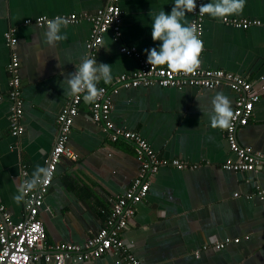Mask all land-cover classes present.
Returning <instances> with one entry per match:
<instances>
[{"label":"crops","instance_id":"1","mask_svg":"<svg viewBox=\"0 0 264 264\" xmlns=\"http://www.w3.org/2000/svg\"><path fill=\"white\" fill-rule=\"evenodd\" d=\"M173 2L121 0L120 35L110 29L94 57L110 64L112 72V80L100 81L98 88L112 87L118 76L130 75L146 60L144 49L159 44L151 37V18L162 8L170 11ZM103 6L102 0H0V93L9 90L13 50L5 34L10 31L17 39L14 51L24 100V133L17 137L10 128L12 105L8 100L0 103V202L15 222L24 212V201L13 199L24 180L22 172L27 178L37 165L46 166L58 137L57 117L72 96L64 92V78L75 72L82 57H89L92 31L85 20L69 24L62 29L66 38L50 46L44 38L46 25L35 21L93 13ZM225 19L259 24L239 29ZM190 20L187 12L183 22ZM204 29L205 51L196 67L224 70L252 83L260 100L237 138L241 145L264 153V0H244L242 11L225 18L206 14ZM123 46L135 53H123ZM217 91L228 96L234 110L238 94L224 84L211 89L140 86L120 90L113 98L111 119L117 127L138 133L161 156L187 165L184 170L162 167L151 178L150 191L123 235L143 264H264V170L222 168L235 156L225 128L210 126L211 99ZM90 108L91 103L83 101L69 136L68 147L77 160L62 158L45 196L40 218L49 244H83L94 236L105 225L112 202L139 173L133 147L112 142L92 121ZM226 239L238 242L221 250L212 247ZM67 264L124 263L117 253H108Z\"/></svg>","mask_w":264,"mask_h":264},{"label":"built area","instance_id":"2","mask_svg":"<svg viewBox=\"0 0 264 264\" xmlns=\"http://www.w3.org/2000/svg\"><path fill=\"white\" fill-rule=\"evenodd\" d=\"M104 6L99 10L82 14L63 15L71 19L70 24L80 23L82 20L91 23V40L87 45L89 57L96 56V52L104 41V35L111 29L120 35L123 10L121 0H102ZM205 3V0H197V5ZM206 14L199 12V7L191 11L190 24L198 31L203 43L201 54L205 51ZM47 18H38L35 22L38 26L47 25ZM234 27L248 29L258 22L247 20H230ZM7 45L11 48V59L8 65L9 90L7 94L0 93V103L8 100L11 105L10 128L15 137L24 133L21 119L24 113V100L22 98V79L20 74V61L14 51L17 39L12 32L5 34ZM121 51L129 56L135 53L134 48L121 47ZM199 56V57H200ZM227 85L238 98L234 107V119L230 128H225V137L229 149L235 159H228L222 168L234 172H257L264 170V153L255 151L250 147L241 145L237 138L239 128L248 125L255 108L260 100V95L253 91V85L247 79L225 72L224 70L201 69L195 67L191 72L171 71L166 67L152 66L141 60L136 71L118 76L112 87H100L103 92L94 103H91L90 116L93 122L102 126L103 131L112 142L124 141L130 144L140 164L138 176L126 192L112 202L111 212L105 225L83 244L61 242L49 244L47 232L40 213L44 207L45 196L52 184L57 167L62 158L67 157L77 160V156L69 149V136L72 131L75 118L80 112L83 103L82 94L72 95L67 105L57 117L59 127L56 143L46 159V167L51 170L49 180L37 189L26 194L24 201L23 217L15 222L6 207L0 202V264H36L40 261L54 264H67L68 262H86L100 258L108 253H117L124 264H143L127 247L123 235L128 229L130 221L136 214V206L148 195L151 187V178L162 167H174L180 170L187 165L178 160L161 156L138 133L127 131L117 127L111 119L113 98L120 90H129L140 86L159 85L164 88L198 87L211 89L219 85ZM26 171L23 170V179H26ZM238 240L226 239L223 242H215L212 247L221 250ZM205 249L208 245H205Z\"/></svg>","mask_w":264,"mask_h":264},{"label":"clouds","instance_id":"3","mask_svg":"<svg viewBox=\"0 0 264 264\" xmlns=\"http://www.w3.org/2000/svg\"><path fill=\"white\" fill-rule=\"evenodd\" d=\"M244 0H207L197 5V0H174L170 11L160 9L151 18V37L159 44L146 48V62L152 66L166 65L171 71L191 72L200 62L199 56L203 43L196 27L184 23L187 12L199 7L201 14H209L216 18L242 11ZM71 23L69 17L57 15L47 21L44 38L51 46L66 38V29ZM76 70L65 78L64 92L69 95L82 94L85 103H94L103 89L98 88L100 81L105 84L112 80L110 64L98 62L91 57H82L75 65ZM212 109L209 116L210 126L230 128L234 119L231 101L223 92L217 91L211 99ZM51 170L37 165L31 175L23 180L13 199L19 203L25 201L26 194L46 183Z\"/></svg>","mask_w":264,"mask_h":264}]
</instances>
